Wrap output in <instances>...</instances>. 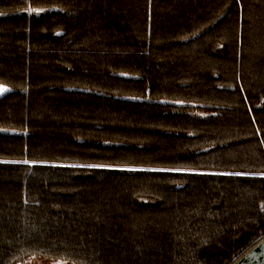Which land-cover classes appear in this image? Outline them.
<instances>
[{"label":"trees","instance_id":"16d2710c","mask_svg":"<svg viewBox=\"0 0 264 264\" xmlns=\"http://www.w3.org/2000/svg\"><path fill=\"white\" fill-rule=\"evenodd\" d=\"M0 13V264H234L264 239V0Z\"/></svg>","mask_w":264,"mask_h":264},{"label":"water","instance_id":"95a60500","mask_svg":"<svg viewBox=\"0 0 264 264\" xmlns=\"http://www.w3.org/2000/svg\"><path fill=\"white\" fill-rule=\"evenodd\" d=\"M234 264H264V239Z\"/></svg>","mask_w":264,"mask_h":264},{"label":"rangeland","instance_id":"374dc122","mask_svg":"<svg viewBox=\"0 0 264 264\" xmlns=\"http://www.w3.org/2000/svg\"><path fill=\"white\" fill-rule=\"evenodd\" d=\"M4 16L5 14L0 13V19L3 18ZM4 92H0V95L3 94ZM196 113L198 115H202V112L197 111ZM22 264H74V263L64 260H52L42 257H30L26 259Z\"/></svg>","mask_w":264,"mask_h":264},{"label":"snow or ice","instance_id":"6c2138e0","mask_svg":"<svg viewBox=\"0 0 264 264\" xmlns=\"http://www.w3.org/2000/svg\"><path fill=\"white\" fill-rule=\"evenodd\" d=\"M4 91H7L6 89H4L3 87H0V92H4ZM27 163V162H25Z\"/></svg>","mask_w":264,"mask_h":264}]
</instances>
